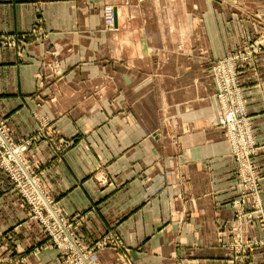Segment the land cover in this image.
<instances>
[{"label": "crops", "instance_id": "1", "mask_svg": "<svg viewBox=\"0 0 264 264\" xmlns=\"http://www.w3.org/2000/svg\"><path fill=\"white\" fill-rule=\"evenodd\" d=\"M256 15L264 0H0V118L15 139L40 132L28 157L81 237L117 235L128 264H234L236 228L257 242L245 264H264V214L246 198L235 215L236 166L213 124L209 74L211 60L256 34ZM240 80L264 209V53ZM9 187L0 177L13 240L0 255L56 264ZM116 253L96 259L117 264Z\"/></svg>", "mask_w": 264, "mask_h": 264}, {"label": "built area", "instance_id": "2", "mask_svg": "<svg viewBox=\"0 0 264 264\" xmlns=\"http://www.w3.org/2000/svg\"><path fill=\"white\" fill-rule=\"evenodd\" d=\"M105 26L114 27L113 6L103 8ZM2 39L0 38V43ZM7 42V41H6ZM7 44V43H5ZM264 44V42H262ZM234 51L217 59L212 65V76L216 84V100L218 102L216 125L225 129L229 154L235 162V185L239 197L233 201L235 215L243 214L241 206L246 198L253 200V213L264 214L259 206L260 172L256 164V142L252 124L247 115L242 91L239 87V71L246 62L252 61L256 49L248 52ZM260 54V53H259ZM40 132L36 135L15 139L0 119V175L8 180L11 191L19 196L22 203L29 208L32 220L56 250V264H99L96 254L99 251L116 247L124 250V244L116 237L107 235L100 240H85L75 228L71 218L66 217L54 197L44 183V172L41 162H32L28 157L29 147L40 140ZM261 220H264L261 218ZM233 230V228H232ZM232 241L234 264H245V254L250 247L257 245L252 240L245 243L236 228ZM10 236L0 232V238L13 243ZM117 252V251H116ZM11 259V258H10ZM118 264H128L126 254H118ZM22 264L23 259L10 261Z\"/></svg>", "mask_w": 264, "mask_h": 264}, {"label": "rangeland", "instance_id": "3", "mask_svg": "<svg viewBox=\"0 0 264 264\" xmlns=\"http://www.w3.org/2000/svg\"><path fill=\"white\" fill-rule=\"evenodd\" d=\"M107 5V4H106ZM105 6V5H104ZM104 6H103V8H104ZM102 13H103V10H102ZM256 17H257V20H258V24H259V29H258V31L256 32V34L251 38V39H245L244 41H243V43L240 45V46H238L237 48H235V49H233V50H231L230 52H228V53H226L225 55H228V54H231L232 52H234V51H237V50H240L241 49V51L240 52H245V51H249L250 49H252V48H255L256 49V53L253 55V59H252V61H249V62H246L245 64H243V67L240 69V71H239V75H238V79H239V87H240V89H241V91H242V95H243V98H244V103H245V108H246V112H247V115H248V117L250 118V116H249V114H248V111H247V107H246V98H245V96H244V90H243V85H242V81L240 80V74L244 71V70H246V69H248V68H250V67H254V65L256 64V62H257V58H258V56L259 55H261L262 53H264V44H262V42H264V17H260V16H258V15H256ZM104 20V19H103ZM104 27H105V29L106 30H110V29H108V27L107 26H105V24H104ZM260 53V54H259ZM225 55H223V56H225ZM222 56V57H223ZM219 58H221V57H219ZM219 58H215L213 61L211 60V63H210V69H209V74H210V76H211V79H212V81H213V86L216 88V84H215V81H214V79H213V76H212V65L214 64V62L217 60V59H219ZM215 95H216V92H214V100L216 101H214L215 103H216V107H217V109H216V113H214L213 114V116H212V120H213V124L214 125H216V120H217V111H218V102H217V100H216V97H215ZM1 119V118H0ZM2 120V119H1ZM251 121V120H250ZM3 122V121H2ZM4 123V122H3ZM5 125V124H4ZM217 126V125H216ZM218 127V126H217ZM218 128H220L221 130H222V132H223V135H224V142L226 143V145H227V147H228V144H227V142H226V137H225V135H226V131H225V129H223V128H221V127H218ZM22 139V138H21ZM69 145L70 144H68L67 145V147H61V148H59V147H57V151H55L54 153H57V154H59V155H61L68 147H69ZM228 150H229V148H228ZM230 155V154H229ZM230 157H231V155H230ZM232 158V157H231ZM43 170V169H42ZM43 172H44V170H43ZM45 173V172H44ZM5 177L4 175H0V177ZM44 176H45V174H44ZM101 181L102 180H104V175H102L101 177ZM102 183V182H101ZM9 192L10 193H12L11 195H16L17 197H19L17 194H15V193H13L12 191H11V186L9 187ZM240 196V195H239ZM21 200V199H20ZM56 203H57V201H56ZM58 204V203H57ZM23 206L24 207H26L27 208V217H28V219H27V221L28 220H30V215H29V208L27 207V205H25L24 203H23ZM257 214H260V213H257ZM4 220V216H3V214H2V212L0 211V232L2 231L3 232V234L4 235H6V237L8 236V231H6V230H4L3 229V227H2V221ZM32 221V220H31ZM29 222V221H28ZM32 223L37 227V228H39L33 221H32ZM43 233V232H42ZM107 235H111V236H113V237H116L117 239H119L121 242H122V240H121V238H119L117 235H115V234H113V233H106L105 235H103L101 238H96V240H100V239H102V238H104L105 236H107ZM47 239V238H46ZM92 239H94V238H92ZM48 240V239H47ZM95 239H94V241H96ZM0 244L4 247V248H6V249H8L9 250V248H8V246L9 245H11V243H8V241H7V239H2V238H0ZM48 244L50 245V243L48 242ZM51 246V245H50ZM109 249H113V250H115V251H117V253H116V255H118V254H126V255H128L127 254V251H125V250H117L116 249V247H110ZM55 250V249H54ZM56 251V250H55ZM9 253V252H8ZM8 253H3V254H1L0 255V264H12L10 261H11V259H12V255H10V254H8ZM128 257V256H127ZM11 258V259H10ZM13 260V259H12ZM233 260V259H232ZM117 262V261H116ZM118 264V263H117Z\"/></svg>", "mask_w": 264, "mask_h": 264}, {"label": "water", "instance_id": "4", "mask_svg": "<svg viewBox=\"0 0 264 264\" xmlns=\"http://www.w3.org/2000/svg\"><path fill=\"white\" fill-rule=\"evenodd\" d=\"M113 18H114V26H115L116 25V14L114 10H113Z\"/></svg>", "mask_w": 264, "mask_h": 264}]
</instances>
